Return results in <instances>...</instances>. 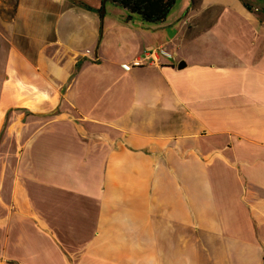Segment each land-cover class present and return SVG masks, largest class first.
<instances>
[{"label":"crops","instance_id":"obj_1","mask_svg":"<svg viewBox=\"0 0 264 264\" xmlns=\"http://www.w3.org/2000/svg\"><path fill=\"white\" fill-rule=\"evenodd\" d=\"M11 1L0 264H264V0Z\"/></svg>","mask_w":264,"mask_h":264},{"label":"trees","instance_id":"obj_2","mask_svg":"<svg viewBox=\"0 0 264 264\" xmlns=\"http://www.w3.org/2000/svg\"><path fill=\"white\" fill-rule=\"evenodd\" d=\"M123 7L127 8L130 13H136L146 21H162L169 14L176 0H113ZM245 5L252 9L248 2ZM84 5V4H83Z\"/></svg>","mask_w":264,"mask_h":264},{"label":"built area","instance_id":"obj_3","mask_svg":"<svg viewBox=\"0 0 264 264\" xmlns=\"http://www.w3.org/2000/svg\"><path fill=\"white\" fill-rule=\"evenodd\" d=\"M152 59H154L152 52L147 53L143 58L139 59L137 62H134L132 65H136V64H143V62H148L151 61ZM130 66H126V67H130Z\"/></svg>","mask_w":264,"mask_h":264},{"label":"rangeland","instance_id":"obj_4","mask_svg":"<svg viewBox=\"0 0 264 264\" xmlns=\"http://www.w3.org/2000/svg\"><path fill=\"white\" fill-rule=\"evenodd\" d=\"M7 2L8 8H10L12 1L11 0H5ZM182 0H177L176 5L174 6L175 8H178L181 5Z\"/></svg>","mask_w":264,"mask_h":264},{"label":"water","instance_id":"obj_5","mask_svg":"<svg viewBox=\"0 0 264 264\" xmlns=\"http://www.w3.org/2000/svg\"><path fill=\"white\" fill-rule=\"evenodd\" d=\"M102 13H104V8L101 10ZM185 66V62L181 61L178 65L179 68L184 67Z\"/></svg>","mask_w":264,"mask_h":264}]
</instances>
